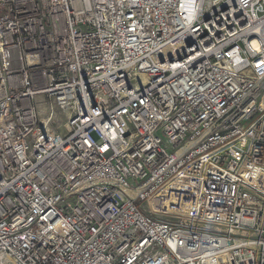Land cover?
Returning a JSON list of instances; mask_svg holds the SVG:
<instances>
[{
	"label": "built area",
	"instance_id": "2783aa9c",
	"mask_svg": "<svg viewBox=\"0 0 264 264\" xmlns=\"http://www.w3.org/2000/svg\"><path fill=\"white\" fill-rule=\"evenodd\" d=\"M0 264H264V0H0Z\"/></svg>",
	"mask_w": 264,
	"mask_h": 264
}]
</instances>
